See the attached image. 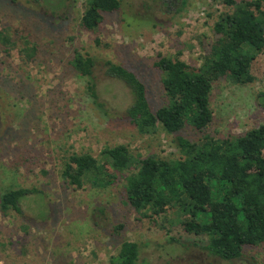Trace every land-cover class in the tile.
Instances as JSON below:
<instances>
[{"label":"rangeland","instance_id":"1","mask_svg":"<svg viewBox=\"0 0 264 264\" xmlns=\"http://www.w3.org/2000/svg\"><path fill=\"white\" fill-rule=\"evenodd\" d=\"M85 1L0 0V30L36 48L27 65L17 51L7 56L0 48V197L34 191L21 200L20 214L0 209V264H108L124 241L138 244L141 264H264V246L246 247L229 262L209 256L205 239L183 232L175 210L151 218L136 213L124 192L132 168L102 189L75 190L61 179L62 160L72 153L99 158L105 147L123 145L135 159L175 160L178 137L231 139L264 125L262 52L250 66L252 83H212L205 130L186 126L167 134L159 127L140 135L126 117L128 89L98 64L95 103L87 79L70 65L74 51L133 72L155 111L167 103L158 58L180 53L186 65L199 68L218 38L214 23L233 8L215 0H119V9L92 33L80 26Z\"/></svg>","mask_w":264,"mask_h":264},{"label":"trees","instance_id":"2","mask_svg":"<svg viewBox=\"0 0 264 264\" xmlns=\"http://www.w3.org/2000/svg\"><path fill=\"white\" fill-rule=\"evenodd\" d=\"M215 1L233 10L221 13L214 23L218 38L202 57L200 67L186 65L179 59L180 53L175 58L160 56L155 62L167 98L155 111L145 85L125 67L99 62L78 50L70 65L79 77L87 79L86 91L98 105L94 81L98 64L106 77L121 82L132 98L126 117L140 135L153 134L159 127L167 134L186 126L201 132L212 121V83L220 78L235 84L252 83L251 63L264 52V0ZM119 7V0H86L81 28L95 32L103 16ZM0 48L7 56L17 51L24 65L36 54L35 45L23 36L15 39L8 30H0ZM176 144L179 158L168 161L152 156L135 159L123 145L105 147L99 158L72 153L62 160L60 177L75 190L85 184L102 189L113 183L116 173L132 168L125 177L124 192L136 213L151 218L175 210L182 218L178 222L183 232L205 239L202 248L222 261L239 259L246 247L264 246V125L231 139L204 135L192 143L178 137ZM32 193L21 188L5 192L0 209L5 214L10 210L20 214L21 200ZM108 264H141L138 244L122 242Z\"/></svg>","mask_w":264,"mask_h":264}]
</instances>
